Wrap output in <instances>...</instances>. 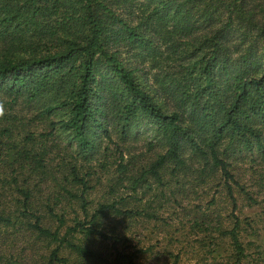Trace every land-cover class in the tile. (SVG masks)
Here are the masks:
<instances>
[{
  "label": "trees",
  "instance_id": "1",
  "mask_svg": "<svg viewBox=\"0 0 264 264\" xmlns=\"http://www.w3.org/2000/svg\"><path fill=\"white\" fill-rule=\"evenodd\" d=\"M131 54L140 59L136 67ZM0 97V183L22 196L18 217L0 209V229L22 225L38 238L90 256L65 236L80 232L108 239L99 228L109 217L145 214L156 222L155 213L123 210L119 205L129 204L126 199L98 204L89 215L90 173L81 174L74 164L100 152V137L111 139L115 131L131 139L145 120L165 151L141 162L116 145L119 182L128 181L132 194L142 188L145 196L157 190L153 184L168 187L192 229L208 226L209 237L212 232L229 237L240 263L245 250L238 216L231 211L234 223L226 231L212 213L201 217L181 200L199 199L198 191L210 188L212 206L222 188L235 210L234 187L242 186L230 160L256 150L264 156V0H0ZM43 99L37 117L59 113L60 120L50 122L49 133L36 135L13 106ZM57 126L67 138L62 151L50 141ZM147 144L151 151L153 141ZM43 182L48 186L40 217L30 212L33 190ZM74 201L89 221L80 223L76 215L59 239L57 229L44 225L53 219L61 228L64 215L56 208ZM136 258L133 253L117 259L140 264ZM57 260L53 252L47 264H66Z\"/></svg>",
  "mask_w": 264,
  "mask_h": 264
},
{
  "label": "rangeland",
  "instance_id": "2",
  "mask_svg": "<svg viewBox=\"0 0 264 264\" xmlns=\"http://www.w3.org/2000/svg\"><path fill=\"white\" fill-rule=\"evenodd\" d=\"M139 61L135 54L129 56V62L134 67ZM143 72H147L146 66ZM143 80L148 83L150 76L145 75ZM1 99L2 97H0V109L3 107ZM44 100L46 99L36 100L30 104L19 100L17 105L13 106L18 111L22 124L36 135L49 133L50 122L56 123L60 120L59 113H55L50 118L37 117ZM50 101L54 99L51 98ZM18 131L21 132L22 128L16 130L15 135ZM152 136L150 124L145 120L135 128L131 139H123L112 131L111 139L100 137L98 141L100 152L92 156L93 158L89 157L88 160L78 157L74 164L81 169V174L90 173L86 195L89 215L98 204L126 199L129 204L123 202L119 205L123 206V210L127 208L145 211L148 215L155 213L159 217L156 222L146 219L145 214L131 220L109 217L99 228V231L108 235V239L85 236L80 232L65 236L66 241L85 249L90 256L77 253L64 243L38 238L32 229L22 230V225H16L14 228L2 227L0 229V264H47L53 252L57 255V261H66V264H121V260L117 259L119 255L133 253L140 264H238L230 238L222 237L217 232H212L213 235L209 237L211 230L208 226L200 231L196 230L197 232L193 230V221L189 222L188 217L183 218V211L174 203V198L170 197L171 191L168 187H156L153 184V188L157 190L145 196L142 188L132 194L127 188L128 181L121 179L119 182L116 171L119 153L116 152V145L125 155L129 149L130 153L138 156V160L142 162L145 159L149 160L153 155L155 157L157 152L165 151ZM15 140L17 141V138ZM151 140L153 141L152 150L147 151V143ZM50 141H56L55 144L60 146L61 151L67 144V138L59 131L58 126ZM8 157L10 161L11 157ZM230 162L232 174L242 186L241 190L234 187L235 210L222 188H217L216 202L212 206H209L208 201L215 190L210 188H203L201 192L199 190V199H196L198 195H194L189 196L191 199L189 203V199L181 200V205L183 208L191 206L194 211L199 212L198 215L201 217H204L202 213L206 215L212 213L217 223H220L221 229L226 231L232 229L234 222L231 211H233L234 215L240 219L239 241L245 250L239 264H264V156L257 150L252 155L242 152L235 155ZM132 173L131 170L125 177ZM22 177H19V185L24 182ZM36 181L38 178L34 176L30 183L34 186ZM47 186L48 184L43 182L37 187L39 191L33 190L32 198L35 203L30 213H35L36 216L41 217L45 213V204H42L41 200L46 197ZM21 199L22 196H19L14 186H2L0 183V209H6V215L18 217L22 213V210L16 211V205ZM61 206L64 209L59 210L58 206L56 213L64 215L63 226L59 228L58 223L53 219L48 220L44 225L52 232L57 229L59 239L64 237L67 227L74 226L76 215L80 223L89 221L84 219L79 202L74 201L71 206L63 203ZM181 220L183 224H180ZM114 239H117L115 244ZM176 257H179V260L176 261Z\"/></svg>",
  "mask_w": 264,
  "mask_h": 264
}]
</instances>
